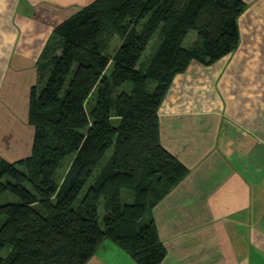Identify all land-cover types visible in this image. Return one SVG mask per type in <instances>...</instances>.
I'll return each mask as SVG.
<instances>
[{
	"label": "trees",
	"instance_id": "obj_1",
	"mask_svg": "<svg viewBox=\"0 0 264 264\" xmlns=\"http://www.w3.org/2000/svg\"><path fill=\"white\" fill-rule=\"evenodd\" d=\"M245 8L93 0L52 29L30 87L31 151L0 155V199H17L0 203V264H85L107 239L137 264L163 262L152 209L189 169L160 141V105L193 60L237 49Z\"/></svg>",
	"mask_w": 264,
	"mask_h": 264
},
{
	"label": "crops",
	"instance_id": "obj_2",
	"mask_svg": "<svg viewBox=\"0 0 264 264\" xmlns=\"http://www.w3.org/2000/svg\"><path fill=\"white\" fill-rule=\"evenodd\" d=\"M91 1L0 0V154L10 161L31 151L41 50ZM242 1L238 48L210 65L193 60L160 105V141L189 169L152 210L161 264H264V0ZM104 243L85 264H137Z\"/></svg>",
	"mask_w": 264,
	"mask_h": 264
},
{
	"label": "rangeland",
	"instance_id": "obj_3",
	"mask_svg": "<svg viewBox=\"0 0 264 264\" xmlns=\"http://www.w3.org/2000/svg\"><path fill=\"white\" fill-rule=\"evenodd\" d=\"M195 37V32L194 31H191L189 34H188V37L186 38V40H185V42H184V44L187 46V45H189L190 43H191V41H192V39ZM119 44V40L117 39V38H113V40L111 41V43H110V45L108 46V51H109V53H112V52H114V48H115V46H117ZM155 47V46H154ZM238 48V47H237ZM149 51V50H148ZM148 54V53H147ZM149 84H151L150 86H154L155 85V83H152V82H150ZM28 101H30L29 100V98H28ZM27 110H28V106H27ZM27 110H26V112H27ZM28 113V112H27ZM17 154V153H16ZM1 155V154H0ZM18 155V154H17ZM24 155H26L25 153L24 154H22V155H19L17 158H16V160L18 159V158H21L22 156H24ZM2 156V155H1ZM3 157V156H2ZM4 159H6L7 157L5 156V157H3ZM10 159H13V157H11ZM10 159H6V160H8V161H10ZM15 161V160H14ZM7 196V198L5 199V197ZM5 197L4 198H2V199H0V203H4V202H6V201H8V202H15L17 199L15 198V197H11V195H5ZM153 210V209H152ZM111 244V245H113V243L111 242V241H109L108 239L107 240H105V243H104V245L105 244ZM114 246V245H113ZM114 248V247H113ZM118 248V247H117ZM122 249V248H121ZM8 251H10V247L9 246H6V247H4L3 249H2V251H1V256L3 257V256H6L7 254H8ZM122 251H124L123 249H122ZM124 253H125V251H124ZM122 255V254H121ZM127 255V254H126ZM129 257V256H128ZM117 260L118 261H123V258H125V259H128V258H126L125 256H117ZM129 260L131 261L132 259L129 257Z\"/></svg>",
	"mask_w": 264,
	"mask_h": 264
}]
</instances>
